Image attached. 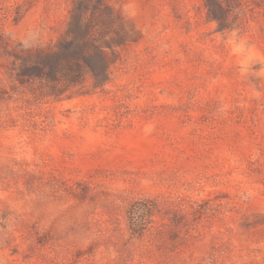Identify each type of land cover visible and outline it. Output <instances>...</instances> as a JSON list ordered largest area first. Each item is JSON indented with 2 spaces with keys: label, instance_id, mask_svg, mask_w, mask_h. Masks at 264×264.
I'll return each instance as SVG.
<instances>
[{
  "label": "rangeland",
  "instance_id": "1",
  "mask_svg": "<svg viewBox=\"0 0 264 264\" xmlns=\"http://www.w3.org/2000/svg\"><path fill=\"white\" fill-rule=\"evenodd\" d=\"M0 264H264V0H0Z\"/></svg>",
  "mask_w": 264,
  "mask_h": 264
},
{
  "label": "trees",
  "instance_id": "2",
  "mask_svg": "<svg viewBox=\"0 0 264 264\" xmlns=\"http://www.w3.org/2000/svg\"><path fill=\"white\" fill-rule=\"evenodd\" d=\"M216 13L214 10L208 9V18L215 19ZM98 50V49H97ZM87 69L93 77H106L108 73V60L107 57L101 53H97L96 57H91L89 55H84L80 60L72 61L66 67V70H69L68 76L71 81L78 77L82 70L78 69ZM78 70V71H76ZM76 71V72H75ZM150 208L148 205H143L139 207L137 205H132L130 208V218L132 229L136 231L139 228L140 223V212L142 210L148 211Z\"/></svg>",
  "mask_w": 264,
  "mask_h": 264
},
{
  "label": "clouds",
  "instance_id": "3",
  "mask_svg": "<svg viewBox=\"0 0 264 264\" xmlns=\"http://www.w3.org/2000/svg\"><path fill=\"white\" fill-rule=\"evenodd\" d=\"M221 39L229 47L232 55L238 57V68L241 74H246L254 60L252 48L238 30L224 32Z\"/></svg>",
  "mask_w": 264,
  "mask_h": 264
}]
</instances>
